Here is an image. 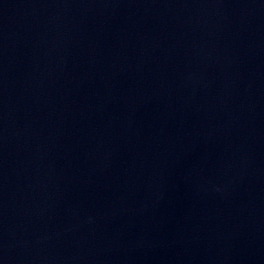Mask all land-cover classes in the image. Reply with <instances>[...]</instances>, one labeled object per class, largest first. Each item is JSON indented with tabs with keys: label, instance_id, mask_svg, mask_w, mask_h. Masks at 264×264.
Masks as SVG:
<instances>
[{
	"label": "water",
	"instance_id": "1",
	"mask_svg": "<svg viewBox=\"0 0 264 264\" xmlns=\"http://www.w3.org/2000/svg\"><path fill=\"white\" fill-rule=\"evenodd\" d=\"M0 264H264V0H0Z\"/></svg>",
	"mask_w": 264,
	"mask_h": 264
}]
</instances>
